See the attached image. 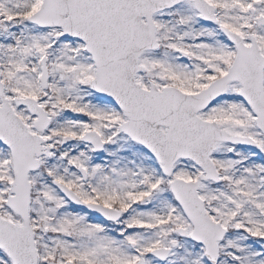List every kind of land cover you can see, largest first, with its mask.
<instances>
[{
    "label": "snow or ice",
    "instance_id": "1",
    "mask_svg": "<svg viewBox=\"0 0 264 264\" xmlns=\"http://www.w3.org/2000/svg\"><path fill=\"white\" fill-rule=\"evenodd\" d=\"M0 264H264V0H0Z\"/></svg>",
    "mask_w": 264,
    "mask_h": 264
}]
</instances>
